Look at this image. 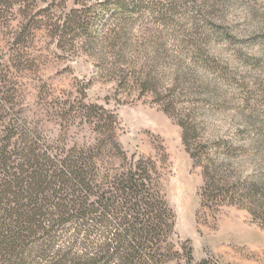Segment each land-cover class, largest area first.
<instances>
[{
  "label": "trees",
  "instance_id": "16d2710c",
  "mask_svg": "<svg viewBox=\"0 0 264 264\" xmlns=\"http://www.w3.org/2000/svg\"><path fill=\"white\" fill-rule=\"evenodd\" d=\"M93 1L73 0L60 17L52 5L39 6L44 0H0V31L9 33L10 52L0 59V264H210L196 261L188 241L177 237L162 188L164 155H127L112 112L84 101L54 111L60 123L87 125L94 134L90 146L50 143L25 117L20 81L35 60L30 48L38 34L56 48L91 46L116 93H152L165 115L178 116L172 90L159 97L156 71L137 69L130 31L95 30L102 18L120 21L144 11L166 17L173 10L162 0ZM176 124L193 166L201 170L202 213L215 217L234 206L257 217L264 183L258 188L234 173L237 155H210L189 116Z\"/></svg>",
  "mask_w": 264,
  "mask_h": 264
},
{
  "label": "rangeland",
  "instance_id": "374dc122",
  "mask_svg": "<svg viewBox=\"0 0 264 264\" xmlns=\"http://www.w3.org/2000/svg\"><path fill=\"white\" fill-rule=\"evenodd\" d=\"M162 2L173 10L166 17L144 11L120 21L102 18L95 30L100 35L112 29L130 31L139 54L134 58L137 69L156 71L159 97L166 99L172 90L179 117L165 115L152 93L138 96L136 88L116 93L113 77L96 66L91 46L80 42L74 48H56L43 34L31 45L32 67L21 75L25 117L50 143L63 139L68 147L90 146L94 134L87 125L60 123L54 111L84 101L112 112L118 121L117 140L127 155H164V196L175 214L177 237L188 241L194 259L264 264V208L257 217L234 206L205 216L199 208L201 170L193 166L176 124L189 116L210 155H237L234 173L258 188L264 183V0ZM46 5L61 17L73 0L39 3ZM8 34L0 31L1 60L10 55Z\"/></svg>",
  "mask_w": 264,
  "mask_h": 264
}]
</instances>
